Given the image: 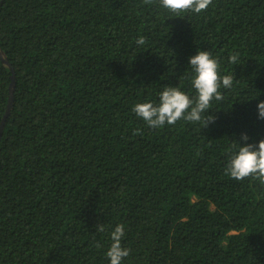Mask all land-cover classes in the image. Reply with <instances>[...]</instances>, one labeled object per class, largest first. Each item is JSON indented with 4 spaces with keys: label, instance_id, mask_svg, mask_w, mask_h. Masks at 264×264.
Instances as JSON below:
<instances>
[{
    "label": "trees",
    "instance_id": "obj_1",
    "mask_svg": "<svg viewBox=\"0 0 264 264\" xmlns=\"http://www.w3.org/2000/svg\"><path fill=\"white\" fill-rule=\"evenodd\" d=\"M0 50V264H110L118 224L122 264H264V185L224 171L264 139V0H0ZM197 50L235 78L214 122L148 127L132 108L195 97Z\"/></svg>",
    "mask_w": 264,
    "mask_h": 264
},
{
    "label": "clouds",
    "instance_id": "obj_2",
    "mask_svg": "<svg viewBox=\"0 0 264 264\" xmlns=\"http://www.w3.org/2000/svg\"><path fill=\"white\" fill-rule=\"evenodd\" d=\"M144 4H152L154 0H143ZM213 0H159V5L173 13L199 14L206 11ZM147 41L143 37L136 40V44L144 45ZM239 53L230 54L228 61L231 64L239 63ZM192 72L191 86L195 97L183 92L179 87L165 86L159 93V102L138 103L132 111L150 128L156 129L167 125H174L179 120L193 123H203L206 128L214 122V115H206L211 109L213 100L219 102L224 99L221 88L231 89L235 80L234 74L220 75V63L210 51L197 50L188 60ZM258 119L264 120V101L257 104ZM139 134V130L137 133ZM244 146L236 142L232 144V152L225 166V175L237 181L245 179L258 180L264 185V139L258 144L246 143L247 135L242 134ZM103 224L96 225V231L103 232ZM125 234L123 224H118L110 234L112 241L106 256L110 264H122L128 257L130 250L122 247L121 241Z\"/></svg>",
    "mask_w": 264,
    "mask_h": 264
},
{
    "label": "water",
    "instance_id": "obj_3",
    "mask_svg": "<svg viewBox=\"0 0 264 264\" xmlns=\"http://www.w3.org/2000/svg\"><path fill=\"white\" fill-rule=\"evenodd\" d=\"M0 57L2 58V61L4 63H6L7 65L8 62L4 59L3 57V53L2 51L0 50ZM13 87H14V77L12 76L11 77V82H10V85H9V99H8V109L6 110V113L4 114L1 122H0V137H1V134H2V130H3V127H4V123H5V119L6 117L8 116V113H9V109H10V106H11V103H12V92H13Z\"/></svg>",
    "mask_w": 264,
    "mask_h": 264
}]
</instances>
